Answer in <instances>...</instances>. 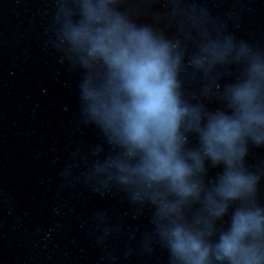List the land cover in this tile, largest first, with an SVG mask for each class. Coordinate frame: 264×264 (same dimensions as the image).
I'll list each match as a JSON object with an SVG mask.
<instances>
[{
	"label": "water",
	"instance_id": "water-1",
	"mask_svg": "<svg viewBox=\"0 0 264 264\" xmlns=\"http://www.w3.org/2000/svg\"><path fill=\"white\" fill-rule=\"evenodd\" d=\"M69 7L76 11L71 0ZM117 10L176 45L181 99L200 108L205 122L210 112L233 114L228 88L248 78V61L234 54L217 60L211 44L232 34L264 52V0H118ZM55 11V0H0V264H169L151 222L155 206L133 204L115 167L96 171L138 157L84 122L79 84L91 75L96 86L103 68L73 65L54 47ZM259 99L264 103V83ZM181 133L182 151L204 160V170L189 178L198 192L181 197L164 183L148 191L176 205L171 219L215 244L235 209L264 207V146L246 138L243 168L233 169L257 176V192L226 200L215 189L228 166L204 156L197 131ZM209 196L228 205L225 217L212 214Z\"/></svg>",
	"mask_w": 264,
	"mask_h": 264
},
{
	"label": "clouds",
	"instance_id": "clouds-1",
	"mask_svg": "<svg viewBox=\"0 0 264 264\" xmlns=\"http://www.w3.org/2000/svg\"><path fill=\"white\" fill-rule=\"evenodd\" d=\"M71 3L76 11L69 7V0H55L52 21L59 43L54 42V47L73 65L103 68L96 86L91 75H84L79 84L81 116L85 123L95 125L109 143L125 148L127 157H138L135 164L121 159L106 161L96 171L115 167L121 173L117 177L121 191L133 204L155 206L151 222L170 254L169 264H264V207L235 209L227 226L220 230L219 242L212 244L206 242L204 232L171 219L175 204L159 191H148L164 183L181 197L198 192L197 184L189 178L194 170H204V160L198 151H182L187 143L181 133L183 127L199 133L204 156L210 157L214 166L221 160L228 166L218 177L215 190L220 196L234 200L245 192H257V176L233 169L238 164L243 168L248 154L246 138L256 146H264V103L259 99L264 83V52L232 34L212 42L210 50L217 60L232 54L237 61L247 60L248 78L228 88L233 114L217 110L207 113L205 122L200 108L181 99V57L174 51L175 44L118 11V0ZM193 62L201 64L200 58ZM208 201L214 216H226L227 204L211 196Z\"/></svg>",
	"mask_w": 264,
	"mask_h": 264
}]
</instances>
